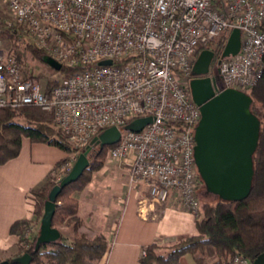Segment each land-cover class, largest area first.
Returning a JSON list of instances; mask_svg holds the SVG:
<instances>
[{
    "label": "built area",
    "instance_id": "1",
    "mask_svg": "<svg viewBox=\"0 0 264 264\" xmlns=\"http://www.w3.org/2000/svg\"><path fill=\"white\" fill-rule=\"evenodd\" d=\"M34 45L67 67L50 93L33 65L0 47V107L40 106L79 149L58 168L61 179L103 129L140 116L141 131L122 129L109 158L129 159L130 185H144L142 218L176 197L200 214L203 179L195 127L202 116L187 80L199 52L225 30L241 29L238 54L220 57L216 94L252 89L264 69V0H3ZM228 39V38H227ZM227 43V42H226ZM110 59L112 64L100 61ZM239 87V88H240ZM238 88V89H239ZM29 237L30 234L26 233ZM146 255V251H142ZM232 264H250L236 255Z\"/></svg>",
    "mask_w": 264,
    "mask_h": 264
},
{
    "label": "trees",
    "instance_id": "2",
    "mask_svg": "<svg viewBox=\"0 0 264 264\" xmlns=\"http://www.w3.org/2000/svg\"><path fill=\"white\" fill-rule=\"evenodd\" d=\"M0 16L2 18L0 23L6 24L4 19L7 15L0 11ZM8 30L17 39L23 31L27 32L25 27L20 25H8ZM2 32L0 30V34ZM230 33V30H225L209 45L220 57ZM26 47L32 52L33 58L46 62L44 58L49 55L45 49L38 48L31 42H27ZM18 58L20 59V56ZM80 68L63 65L60 70L72 72ZM261 76L252 89H242L253 97L251 111L259 117L262 126L259 144L253 155L254 180L251 194L243 200L229 201L219 196L214 203L201 202L202 212L196 216L199 232L165 246L164 250H161L162 246L156 242L147 245L144 248L146 255L141 256L142 264H181L180 259L187 252L195 255L198 264H204L208 257L209 246L214 248L217 256L211 264H232L236 255L248 258L250 264H254L255 259L264 253V69ZM57 81L54 79L48 82L46 88L48 93ZM53 116V112L31 104L16 108L0 107V164L15 158L21 151L23 138L28 136L33 141H44L67 150L69 154L62 161H67L72 153L79 151L69 135L63 133L53 122ZM108 147L106 145L103 150H100L98 146L92 157L89 156L90 166L84 170L77 181L68 183L56 197L57 206L52 223L56 227L67 223L74 231V237L68 241L63 236L58 243L42 244L35 252L33 247L39 230L28 239L24 237L25 240L20 235L18 242H24L20 243L19 251L4 260L9 262L24 252H30L31 264H103V258L109 253V242L102 234L91 236L80 232L83 222L79 217L80 203L75 193L85 188L91 180V175L88 174L90 170L100 169L105 164ZM59 181L60 179L57 180L50 175L43 185L32 190L36 199L46 201L51 188ZM30 223L31 220L28 218H19L11 224V233L18 234L20 226L27 227ZM4 260L0 257V262Z\"/></svg>",
    "mask_w": 264,
    "mask_h": 264
},
{
    "label": "crops",
    "instance_id": "3",
    "mask_svg": "<svg viewBox=\"0 0 264 264\" xmlns=\"http://www.w3.org/2000/svg\"><path fill=\"white\" fill-rule=\"evenodd\" d=\"M68 154L44 141H33L24 137L20 153L0 164V253L4 258L16 254L18 237L11 233V224L19 218L38 221L44 212L45 201L36 199L32 190L43 185L52 175L55 165ZM123 166L111 168L107 163L96 172V184L92 190L87 183L78 198L79 217L83 224L80 232L91 236L102 234L109 242V253L103 258V264H142L144 248L156 242L163 250L165 246L185 236L199 232L196 216L174 197L169 202L157 203V210L148 218L138 214V200L146 195L144 185H130L128 182L130 162L123 161ZM110 170L114 173V188L105 190L101 183ZM128 171V172H127ZM104 174V175H102ZM94 177V174H93ZM89 191L84 192V190ZM84 202H83V201ZM207 253L217 258L214 248L209 246ZM181 264H198L195 255L184 253ZM206 260L204 264H207Z\"/></svg>",
    "mask_w": 264,
    "mask_h": 264
},
{
    "label": "water",
    "instance_id": "4",
    "mask_svg": "<svg viewBox=\"0 0 264 264\" xmlns=\"http://www.w3.org/2000/svg\"><path fill=\"white\" fill-rule=\"evenodd\" d=\"M241 41V29L237 27L230 33L222 57L238 54ZM213 56L211 50H201L194 64V72L208 73ZM44 60L57 70L63 66L51 55L46 56ZM100 63L112 64V60L105 59ZM190 87L202 116L195 127L194 154L206 189L225 200H243L252 192L253 155L259 144L262 128L259 117L251 111L253 97L235 87H227L216 94L215 78H211L210 75L191 78ZM153 120L152 116H140L128 122L122 129L141 131ZM122 129L117 125L103 129L93 138L91 145L79 153L67 175L51 188L45 201L44 214L33 251H38L42 244L58 243L62 240L60 228L52 223L56 212L57 195L68 183L77 181L90 166L89 154L92 148L100 146V150H103L106 145L116 144L121 139ZM31 260L32 254L24 252L13 260L9 262L4 260L0 264H31ZM254 264H264V253L255 259Z\"/></svg>",
    "mask_w": 264,
    "mask_h": 264
},
{
    "label": "rangeland",
    "instance_id": "5",
    "mask_svg": "<svg viewBox=\"0 0 264 264\" xmlns=\"http://www.w3.org/2000/svg\"><path fill=\"white\" fill-rule=\"evenodd\" d=\"M0 11L4 12V14L7 15V17L4 19V21H6V24L4 22H3L4 24L0 23V30L3 31L0 34V47H3V49H6V51H8V50L12 51L13 50L18 56H20V59L24 62L25 65H27V66L33 65L35 67V69L37 70V73H39V80L42 83V85L47 87L48 86L47 85L48 82L51 81V80L56 79L58 77V75H60V77L63 78L69 73V72H65V71H61V70L57 71V70L53 69L51 66H49V64H47L46 62L40 60L39 58H37V59L33 58L32 52L30 51V49L28 47H26V43L27 42L33 43L34 42V37L31 36L30 34H28L27 32L23 31V33H21L19 35L20 38L17 39L16 36H14L12 34V32H10V30H8V25L9 24L7 25V22H9L11 20L12 12H9L7 4L3 0H0ZM0 19H2L1 16H0ZM209 75L216 76L218 78L219 83L222 84V79L219 78L218 72L216 70L212 69L209 72ZM187 82L189 84L190 77L187 80ZM240 88L243 89L242 87H240ZM244 90H246V89L244 88ZM53 122L55 123L54 119H53ZM56 125H57V123H56ZM57 127H58V125H57ZM53 146H56V145H53ZM107 146L110 147V145H107ZM56 147L59 148L58 146H56ZM59 149H61L64 153H66V155L69 154V152L67 150L65 151L62 148H59ZM97 149H98V146L93 147L92 151L89 154V156L92 157V154L94 152H96ZM105 158H106V161H108L107 164L111 168L116 167V169H117V167L123 166V164H124L123 161H129V159L109 158L108 157V149L106 151ZM63 163H64V161H62V162L60 161L59 163H57V165H55V168L52 171V176L56 177L57 180L60 179L59 176H58L59 175V173H58L59 169L58 168ZM98 170L99 169H92L88 173V174L91 175V178H93V182L89 186L90 190H92V188H94L95 185H96L94 182L97 181L98 173H96V172ZM108 170L109 171L105 175L102 174V175H104V178L98 182V183H101L102 186H104L105 190H108L110 188H114L115 187L114 186L115 183H113L112 179H113L114 173L116 174L117 172H115L114 170H110V169H108ZM93 174H94V177H93ZM204 184H205V182L202 184V186L198 190L199 198H200V204H201V202H207V201L211 202V203H214L215 201H217L218 196L213 194V193H211V192H209V191H207L206 185H204ZM89 189L84 190V192L89 191ZM80 192L81 191H77V194H80ZM201 212H202V204H201V208H200V213ZM43 214H44V212H42L41 218L38 221L39 226L36 225L37 223L36 224L34 223L35 222L34 219L31 220V223L27 227L26 226H20V228L18 229V234H16V237H18V241L20 240V235H22L23 238L25 237L26 239H28L29 237H32L33 233H35L36 231L40 230V226H41L40 223H41V219L43 217ZM57 226L60 228V230L62 232V235L68 241L71 240L74 237V231L72 230L71 226H69L67 223L60 224V225H57ZM26 233H29L30 236L27 237ZM25 238H24V240H25ZM22 242H24V241H22ZM22 242L20 241V242H17L15 244L16 245L15 249L17 251H19L18 250L19 249V245ZM5 255L0 253V257L3 260L7 259V258H4ZM10 256H12V255H10ZM6 257H7V255H6ZM213 259H214V257H210V254H208V257H207L208 263L207 264H211L210 262Z\"/></svg>",
    "mask_w": 264,
    "mask_h": 264
},
{
    "label": "flooded vegetation",
    "instance_id": "6",
    "mask_svg": "<svg viewBox=\"0 0 264 264\" xmlns=\"http://www.w3.org/2000/svg\"><path fill=\"white\" fill-rule=\"evenodd\" d=\"M203 49L211 50L214 53L213 59H212V61L210 63L209 72L212 69L216 70L217 72H219V69H220V65H219L220 64V55L214 49L212 50L210 46L204 47ZM199 54H200V52H199ZM209 72L208 73H201V74H197V73L193 72L192 78H195V77L201 78L202 76H207V75H209Z\"/></svg>",
    "mask_w": 264,
    "mask_h": 264
}]
</instances>
